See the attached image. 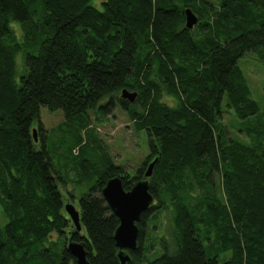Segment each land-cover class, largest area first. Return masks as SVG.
Listing matches in <instances>:
<instances>
[{
  "label": "trees",
  "instance_id": "1",
  "mask_svg": "<svg viewBox=\"0 0 264 264\" xmlns=\"http://www.w3.org/2000/svg\"><path fill=\"white\" fill-rule=\"evenodd\" d=\"M92 1L0 0V264H77L71 240L84 244L88 264H121L119 218L103 195L116 176L126 190L148 179L155 195L129 264H264V118L239 64L252 53L264 67V0ZM187 8L198 17L192 28ZM19 53L26 72L17 79ZM43 107L73 125L69 150L79 154L91 111L104 120L121 107L148 136L133 175L108 160L82 193L80 232H70L65 205L76 196L62 191ZM226 110L244 138L223 122ZM163 211L170 226L150 259L146 228Z\"/></svg>",
  "mask_w": 264,
  "mask_h": 264
},
{
  "label": "rangeland",
  "instance_id": "2",
  "mask_svg": "<svg viewBox=\"0 0 264 264\" xmlns=\"http://www.w3.org/2000/svg\"><path fill=\"white\" fill-rule=\"evenodd\" d=\"M103 1L93 0L92 3L99 9H103ZM210 1L216 5V8L220 6L221 0ZM14 24L17 26V36L22 38L20 23L15 22ZM16 63L17 79H19V76L26 72L22 53L17 55ZM239 64L245 81L251 88L252 97L261 106L260 115L264 118V67L252 53L242 57ZM91 115H93L92 124L82 131L84 142L88 140V144L82 148L79 154V149L74 152L69 150L70 145L76 144L72 134L75 133V128L67 122L63 112L61 110L50 111L47 107L42 109V121L49 130L47 142L49 152L56 167L67 181L66 185L61 184L62 191L66 194L73 193L76 196L73 204L79 210V200L82 193L86 192L98 179L100 171L105 168L108 160L116 165L126 166L133 175L138 167L143 164L150 151L146 131L138 129L132 119L128 117L127 112L121 107L118 108L116 117L111 116L104 120H97L92 111ZM223 122L227 127L229 126L234 135L244 138V135L238 131L239 119L232 110H226L223 113ZM38 124L39 121L36 120L34 127H38ZM86 133L87 136H85ZM216 181L218 183L216 188L221 195L223 194V186L218 178ZM223 195L225 200V194ZM66 199L67 197H65ZM67 202L72 201L68 199ZM170 216L169 211H163L158 214V218L150 219L151 222L146 228L145 234L146 245L151 244L149 247L151 249L147 254L150 259L162 252L159 241L164 230L170 226ZM7 221L0 208V229L5 228ZM57 237L56 233L52 236V238Z\"/></svg>",
  "mask_w": 264,
  "mask_h": 264
},
{
  "label": "water",
  "instance_id": "3",
  "mask_svg": "<svg viewBox=\"0 0 264 264\" xmlns=\"http://www.w3.org/2000/svg\"><path fill=\"white\" fill-rule=\"evenodd\" d=\"M198 21V17L191 8L186 9V26L192 28ZM137 92H130L127 89L122 91V97L135 100ZM34 137L37 140V129H33ZM158 158L152 161L145 172L148 178L153 173V168ZM103 195L110 205L112 211L119 218L114 238L119 247L118 258L121 264H129L131 260L130 251L138 248L139 226L142 214L149 210L155 202V195L150 190L148 179H143L136 183L130 190H126L120 177L109 179L103 188ZM65 209L73 222L75 229L73 232L82 230L81 211L68 202ZM68 251L74 256L77 264H88L87 250L82 242L71 240L67 244Z\"/></svg>",
  "mask_w": 264,
  "mask_h": 264
},
{
  "label": "flooded vegetation",
  "instance_id": "4",
  "mask_svg": "<svg viewBox=\"0 0 264 264\" xmlns=\"http://www.w3.org/2000/svg\"><path fill=\"white\" fill-rule=\"evenodd\" d=\"M68 200V199H67ZM70 232H72L73 233V231H70Z\"/></svg>",
  "mask_w": 264,
  "mask_h": 264
},
{
  "label": "clouds",
  "instance_id": "5",
  "mask_svg": "<svg viewBox=\"0 0 264 264\" xmlns=\"http://www.w3.org/2000/svg\"><path fill=\"white\" fill-rule=\"evenodd\" d=\"M38 136V135H37Z\"/></svg>",
  "mask_w": 264,
  "mask_h": 264
}]
</instances>
